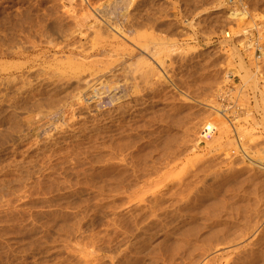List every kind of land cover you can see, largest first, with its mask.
Masks as SVG:
<instances>
[{"label": "rangeland", "instance_id": "rangeland-1", "mask_svg": "<svg viewBox=\"0 0 264 264\" xmlns=\"http://www.w3.org/2000/svg\"><path fill=\"white\" fill-rule=\"evenodd\" d=\"M111 1L0 0V264H264V0Z\"/></svg>", "mask_w": 264, "mask_h": 264}, {"label": "bare ground", "instance_id": "bare-ground-1", "mask_svg": "<svg viewBox=\"0 0 264 264\" xmlns=\"http://www.w3.org/2000/svg\"><path fill=\"white\" fill-rule=\"evenodd\" d=\"M113 1V0H112ZM111 1V2H112ZM129 1H131V2H129ZM127 0V5L132 9V7L134 8V6H135V2L134 1H136V0ZM83 2H84V0H83ZM88 2V1H87ZM126 2V1H125ZM124 2V0H122V1H120L119 0V3H121L120 5H122V3L124 4L125 3ZM147 2H149V1H147ZM146 1H145V3H147ZM86 3V2H85ZM106 3V2H105ZM109 3H110V1H109ZM119 3L117 4V5H119ZM145 3L143 2V4L145 5ZM150 3V2H149ZM205 3V2H204ZM88 4V3H87ZM116 4V3H115ZM83 5V4H82ZM89 5H90V3H89ZM101 5V4H100ZM103 5V4H102ZM117 5H116V7H117ZM119 5V6H120ZM125 5V4H124ZM124 5H122L121 6V8L124 6ZM147 5V4H146ZM94 6V5H93ZM98 6V5H97ZM110 5H108V7H109ZM148 6H149V4H148ZM147 6V7H148ZM53 7V6H52ZM96 7V6H95ZM107 7V6H106ZM107 7V8H108ZM111 8L113 7L112 5L110 6ZM115 7V8H116ZM127 7V6H126ZM128 7V8H129ZM150 7V6H149ZM155 7V6H154ZM87 8V7H86ZM91 8V7H90ZM94 8V7H93ZM100 8V7H99ZM102 8V7H101ZM137 8V7H136ZM144 8H146L145 6H144ZM143 8V9H144ZM88 9V8H87ZM118 9V8H117ZM117 9H114V10H117ZM126 9L127 8H122V9H119V11H116V13H113L112 11L113 10H109V9H98V11H99V14H98V16H99V18L102 20H100V21H98V19L96 20V18H95V21H94V32H95V35H96V37L97 38H99V39H102L103 41H105V42H107L108 44L109 43H113V44H115L116 46H120V45H122V41H124L123 43L125 44V41L127 42V43H129L131 46H133V47H135V49L136 48H139V47H143V46H148V43H150L151 41H149V42H147V45H145L144 44V41H145V39H149V38H146V34H147V32H146V34L144 35H142L141 34V32L140 33H138V30L136 29V31L137 32H134L133 31V28H134V26L136 25V23H135V20H138L139 21V19H136L137 18V16H136V18H135V15H133V13L131 12L130 14H132L133 16H134V18H135V20H134V18H133V16H131V15H128L129 13H128V11H127V13H125V11H126ZM139 9V8H138ZM137 9V10H138ZM53 10V9H52ZM136 9H135V11H137ZM156 10V9H155ZM159 10V9H158ZM157 10V11H158ZM17 11V10H16ZM89 11V10H88ZM133 11V10H132ZM146 11V10H145ZM145 11H144V13H145ZM152 11V10H151ZM156 11V12H157ZM64 12V11H63ZM67 12V11H66ZM94 12H95V10H94ZM115 12V11H114ZM124 12V13H123ZM148 12H150V11H148ZM147 11H146V13H148ZM160 12L161 11H158V13L160 14ZM65 13V12H64ZM112 13V14H111ZM137 13V12H136ZM135 13V14H136ZM140 12L138 11V13L137 14H139ZM151 13V12H150ZM164 13V12H163ZM89 14H91V13H89ZM140 14H142V16L143 15H145V14H143V10H142V13H140ZM139 14V15H140ZM149 14V13H148ZM18 15V14H17ZM147 15V14H146ZM151 15V14H150ZM153 15V14H152ZM193 15V14H192ZM63 16V15H62ZM91 16V15H90ZM97 16V15H96ZM130 16V17H129ZM154 16H156L155 15V13H154ZM160 16V15H159ZM184 16V15H183ZM139 17V16H138ZM148 17H149V15H148ZM148 17H146L145 19H147L148 20ZM140 18V17H139ZM143 18V17H142ZM158 18H160V17H158ZM221 18V17H220ZM53 19V18H52ZM77 19V18H76ZM150 19V18H149ZM151 19H156L155 17L153 18H151ZM212 19V18H211ZM140 20H141V18H140ZM143 20V22H144V19H142ZM157 20V19H156ZM138 21H137V23H138ZM155 22V20H151V22L150 21H147L148 22V24H150V23H152V22ZM160 20H158V22H159ZM221 21V20H220ZM224 21V20H223ZM142 22V21H141ZM142 22V24H146L147 22L145 21V23H143ZM150 22V23H149ZM153 22V24H155ZM222 22V21H221ZM78 24V23H77ZM148 24H146V26L148 25ZM191 24V23H190ZM138 25H141V24H138ZM143 25V26H144ZM192 25V24H191ZM190 25V26H191ZM201 25V24H200ZM78 26V25H77ZM142 26V25H141ZM141 26H139V27H141ZM189 26V25H188ZM198 26V25H197ZM215 26V25H214ZM226 26V25H225ZM10 27V26H9ZM148 27V26H147ZM150 27V26H149ZM148 27V28H149ZM153 27V26H152ZM158 27V26H157ZM194 27V26H193ZM95 28H96V30H95ZM143 28V27H142ZM148 28L146 29V30H148ZM151 28V27H150ZM218 28V27H217ZM144 30H145V28H143ZM143 29H142V31H143ZM58 30V29H57ZM150 31H151V29H149ZM156 30V29H155ZM51 31V30H50ZM159 31V30H158ZM25 32V31H24ZM153 32V31H152ZM48 33V32H47ZM57 33V32H56ZM142 33H145V32H142ZM160 33V32H159ZM200 33V32H199ZM28 34V33H27ZM51 34V33H50ZM49 34V35H50ZM53 34V33H52ZM63 34H64V32H63ZM158 34V33H157ZM23 35V34H22ZM34 35V34H33ZM46 35V34H45ZM49 35H48V37H49ZM40 36H43V35H41L40 34ZM64 36V35H63ZM63 36H61V37H63ZM52 37V36H51ZM58 37V36H57ZM147 37H148V35H147ZM25 38V37H24ZM28 38H30V36L28 37ZM46 38H47V36H46ZM50 38V37H49ZM48 38V39H49ZM54 38V37H53ZM56 38V37H55ZM154 38V37H153ZM153 38H151L152 39V41H154L155 42V39L153 40ZM157 38V37H156ZM23 39V38H22ZM57 39H59V37L57 38ZM98 39V40H99ZM158 39V38H157ZM47 40V39H46ZM55 40V39H54ZM159 40V39H158ZM50 40H47V42H49ZM52 41H53V39H52ZM58 41H60V40H58ZM160 41H161V39H160ZM51 42V41H50ZM57 42V41H56ZM55 42V43H56ZM153 42V43H154ZM157 42V41H156ZM53 43H54V41H53ZM146 43V42H145ZM153 43H151V44H153ZM51 44V43H50ZM112 44V45H113ZM158 44V43H157ZM8 47V46H7ZM14 47V46H13ZM122 47V46H121ZM153 47V46H152ZM15 48V47H14ZM123 48H124V46H123ZM145 48H147V47H145ZM129 49V48H128ZM140 49V48H139ZM192 48H190V50H191ZM8 50V49H7ZM11 50V49H10ZM25 50V49H24ZM123 50V49H122ZM126 50V49H125ZM129 51V50H128ZM195 59V58H194ZM184 60V59H183ZM143 61H144V59H143ZM146 61V60H145ZM139 62V61H138ZM161 62V61H160ZM143 63V62H142ZM162 63V62H161ZM164 63V62H163ZM139 64H141V63H139ZM147 64V63H146ZM191 64V63H190ZM162 65V64H161ZM147 66V65H146ZM146 70V69H145ZM152 70V69H151ZM154 70V69H153ZM147 71V70H146ZM150 72V71H149ZM43 76V75H42ZM150 76V75H149ZM20 79V78H19ZM37 80V79H36ZM53 81V80H52ZM43 82V81H42ZM50 82V81H49ZM40 83V82H39ZM6 84V83H5ZM7 84H10V83H8L7 82ZM30 84V85H29ZM28 84V86L27 85H24V86H27V87H29L28 88V91L29 90H31V93L32 92H34L35 90H36V88L32 85V82H30ZM41 84V83H40ZM44 84V83H43ZM46 84V83H45ZM47 85V84H46ZM10 86V85H9ZM43 86V85H42ZM10 88V87H9ZM15 88V87H14ZM22 88H24V87H22ZM39 88V87H38ZM40 89V88H39ZM7 90V89H6ZM9 90V89H8ZM23 91V89H21V88H17L15 91L16 92H19V91ZM25 90V89H24ZM42 90V89H41ZM38 91V90H37ZM96 93L99 95V90H97L96 91ZM18 94V93H17ZM27 94V93H26ZM29 94V93H28ZM89 94V93H88ZM21 95H22V93H21ZM27 96H30V94L29 95H27ZM92 96V97H91ZM96 97H97V95H95ZM8 97V96H7ZM9 97H10V95H9ZM85 99L87 98V100L89 101L90 99H93L94 98V94H92V95H88V97H84ZM3 99V98H2ZM17 100H18V98H17ZM26 100V99H25ZM11 101V100H10ZM8 105V104H7ZM16 105V104H15ZM24 106V105H23ZM31 108V107H30ZM30 110V109H29ZM17 114V113H16ZM55 120V119H54ZM35 126V125H34ZM19 128V127H18ZM214 133V130H213V127L211 126H208L207 127V129L205 130V137L207 138V139H209V138H211V136H212V134ZM20 137V136H19ZM52 137V136H51ZM51 142V141H50ZM1 145V144H0ZM3 145V144H2ZM1 148V147H0ZM193 192V191H192ZM197 195V194H196ZM187 196V195H186ZM191 197V196H190ZM188 198V197H187ZM183 199H184V197H183ZM185 200V199H184ZM225 201V200H224ZM184 203V202H183ZM188 203V202H187ZM215 203V202H214ZM222 203V202H221ZM177 205V204H176ZM175 205V206H176ZM186 205V204H185ZM213 205V204H212ZM218 205V204H217ZM179 207V206H178ZM176 208V207H175ZM191 208V207H190ZM189 208V209H190ZM193 208V207H192ZM215 208V207H214ZM178 209V208H177ZM182 209V208H181ZM184 210V209H183ZM214 210V209H213ZM217 210H218V208H217ZM197 211H200V210H197ZM202 211V210H201ZM205 211V210H204ZM189 212V211H188ZM192 212V211H191ZM223 212V211H222ZM193 213V212H192ZM190 214V212L188 213L190 216L191 215H193V214ZM197 213V212H196ZM206 213V212H205ZM200 214H202V212L200 213ZM204 214V213H203ZM207 214V213H206ZM210 214V213H209ZM209 214H208V216H209ZM188 215V216H189ZM181 216V215H180ZM194 217V216H193ZM203 217V216H202ZM191 218V217H190ZM205 219H207L206 217H204ZM203 218V219H204ZM209 218H211L210 216H209ZM230 218V217H229ZM204 219V223H205V220ZM183 220V219H182ZM186 220V219H185ZM197 221V220H196ZM208 222V221H207ZM234 222V221H233ZM206 224V223H205ZM224 225V224H223ZM244 226V225H243ZM208 227V226H207ZM201 228V227H200ZM190 229V228H189ZM205 229V228H204ZM207 229V228H206ZM190 231V230H189ZM195 230L193 229V233H195L194 232ZM205 231V230H204ZM179 233V232H178ZM192 233V231H190L188 234H191ZM192 233V234H193ZM225 233V232H224ZM246 233V232H245ZM191 234V235H192ZM221 234V233H220ZM227 234V233H226ZM229 234V233H228ZM239 235H240V233H238ZM182 235V234H181ZM190 235V236H191ZM237 235V234H236ZM223 236V235H222ZM189 237V236H188ZM233 237H234V235H233ZM217 238V237H216ZM230 239V238H229ZM229 239H228V241H229ZM184 240V239H183ZM232 240V239H231ZM227 241V242H228ZM237 241V240H236ZM226 242V243H227ZM232 242H233V240H232ZM203 243V242H202ZM207 243H209V242H207ZM164 244V243H163ZM228 244H229V242H228ZM184 245V244H183ZM187 245V244H186ZM226 245V244H225ZM205 246V245H204ZM201 247V246H200ZM208 247V246H207ZM217 247V246H216ZM221 247V246H220ZM199 248V247H198ZM212 248V247H211ZM218 248H219V246H218ZM163 249V248H162ZM188 249V248H187ZM208 249V248H207ZM213 249V248H212ZM216 249V248H215ZM214 249V250H215ZM193 250V249H192ZM160 251V250H159ZM167 251V250H166ZM202 251V250H201ZM205 251V250H204ZM217 251V250H216ZM162 252V251H161ZM169 252V251H168ZM158 253V252H157ZM204 254V253H203ZM162 256V255H161ZM158 257V256H157ZM160 258V257H159ZM191 259V258H190ZM192 260V259H191ZM195 261V260H194ZM124 262V261H123ZM154 262H155V260H154ZM189 264V263H188ZM197 264V263H196Z\"/></svg>", "mask_w": 264, "mask_h": 264}]
</instances>
